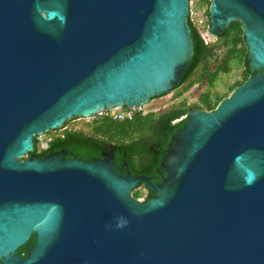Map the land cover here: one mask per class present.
Segmentation results:
<instances>
[{
	"label": "water",
	"instance_id": "water-1",
	"mask_svg": "<svg viewBox=\"0 0 264 264\" xmlns=\"http://www.w3.org/2000/svg\"><path fill=\"white\" fill-rule=\"evenodd\" d=\"M190 1L0 0V264H264V0H210L209 35L239 21L257 73L188 114L160 183L111 154L25 158L68 121L178 87Z\"/></svg>",
	"mask_w": 264,
	"mask_h": 264
},
{
	"label": "trees",
	"instance_id": "trees-1",
	"mask_svg": "<svg viewBox=\"0 0 264 264\" xmlns=\"http://www.w3.org/2000/svg\"><path fill=\"white\" fill-rule=\"evenodd\" d=\"M199 4L207 8L208 15L210 0H199ZM189 26L192 31L194 54L176 90H179L177 96L181 97L191 89L195 83L194 77L201 69L200 77L206 79L207 88L199 95L197 103L189 105L187 100L182 99L169 109L162 110L159 116H156L154 111L138 112L132 118L124 120L114 119L106 114L96 115L85 124L89 128L88 133L83 130L65 128L61 135L50 138L42 148L39 139L35 138L34 151L28 153L25 158H43L49 153L65 150L75 154L79 159L88 160L100 156L102 152L109 150L110 145H114L116 156L126 160L132 174H153L161 160L160 155H154V151L162 153L166 143L170 141L171 136L176 133L192 110L215 109L223 98L257 73L249 70L245 38L239 21L232 22L212 45L205 44L199 30L190 19ZM220 49L224 50V54L219 61L217 50ZM211 59L216 64L213 70L209 67ZM233 67L241 69V78L228 88L229 94L219 95L212 91L216 87L219 76L230 73ZM182 117L185 118L181 119ZM177 120L180 121L176 123ZM160 144L163 145L161 149L158 148ZM132 197L135 200L141 198L147 200L154 198L155 194L145 184H141V187L138 186L132 192ZM34 243L35 237H32L17 250V254L23 258L26 257Z\"/></svg>",
	"mask_w": 264,
	"mask_h": 264
},
{
	"label": "rangeland",
	"instance_id": "rangeland-1",
	"mask_svg": "<svg viewBox=\"0 0 264 264\" xmlns=\"http://www.w3.org/2000/svg\"><path fill=\"white\" fill-rule=\"evenodd\" d=\"M206 12H207V8L205 6H201L199 4V0L190 1L189 19L197 27V29L199 30L203 38L210 40V42H214L213 38L208 37L209 21H208V17H207L208 15ZM217 52L219 54L218 60L220 61L222 55L224 54V50L220 49V50H217ZM209 67L211 70L216 68V64L214 63L213 59L210 60ZM200 75H201V69L197 71L194 77L195 83L193 87H191V89L185 92L181 97L177 96V93L179 91L178 90V91L171 92L167 95L161 96L159 98H155L147 106L144 107V111L158 112L160 110L161 111L167 110L173 104L178 103L182 99L187 100L189 105L197 103L199 95L205 92L207 88L206 79L204 77L201 78ZM240 78H241V69L237 67H233L230 73L221 74L219 76L216 87L212 91H215L219 95H224L229 92L228 88L231 85H233L236 81L240 80ZM112 114H114V112H112ZM88 122H89V119L71 120L66 123L65 128L72 129V130H83L84 132L88 133L89 128L86 127L85 125ZM65 128L51 131L43 135L42 137H39L38 139H39L40 147L41 148L44 147L46 142L50 140V138H52L53 136L61 135ZM142 192H144L143 189H142ZM139 200L144 201L143 198Z\"/></svg>",
	"mask_w": 264,
	"mask_h": 264
},
{
	"label": "flooded vegetation",
	"instance_id": "flooded-vegetation-1",
	"mask_svg": "<svg viewBox=\"0 0 264 264\" xmlns=\"http://www.w3.org/2000/svg\"><path fill=\"white\" fill-rule=\"evenodd\" d=\"M211 37H212V36H211ZM212 38L214 39V42H211L209 45L214 44V43L216 42V40L218 39V38H214V37H212ZM176 88H178V87H176ZM176 88L173 89L172 92L177 91ZM189 90H190V89H189ZM189 90H188V91H189ZM186 92H187V91H186ZM162 96H164V95H162ZM159 97H161V96H159ZM159 97H155V98H159ZM155 98H153V99H155ZM153 99H152V100H153ZM160 112H161V110L158 111V112H156V116H159V115H160ZM184 121H185V120H184ZM183 123H184V122H183ZM183 123H182V125H183ZM182 125H181V126H182ZM181 126L177 129L176 133H177L178 130L181 128ZM176 133L173 134V135L171 136V138H170V141L166 143L164 150L161 151L162 153H158L157 150L154 151V155H156V154L160 155V159H161V160H160L159 166L155 169V172H154L153 174H144V176H147V177L151 178L153 183H160V182L162 181V179H163V176L165 175L164 170H163V168H162V163L164 162V160H165V158H166V155H167L169 149L171 148V139H172L173 136L176 135ZM152 148H153V147H152ZM158 148H160V149L163 148V145L160 144V146H159ZM60 152H63V153L65 154L66 158H76V159H79L75 154L68 153V152H66L65 150H60ZM105 154H111V155H112L111 162H112L113 165H114V169H115L118 173H120V174H127V173H129V172L131 173L130 169H129L128 166H127L126 160H125L124 158H120V157H117V156H116L114 145H110L109 150L106 151V152H102L100 156L92 157V158H89L88 160H83V161H92V160H95V159H105V158H106V157H105ZM80 160H82V159H80ZM131 174H132V173H131ZM133 175H136V174H133ZM139 186L141 187V184H140ZM144 201H146V200H144ZM32 237H35V240H36V236H35V234H33V235L31 236V238H32ZM31 238H30V239H31ZM34 244H35V243H34ZM34 244H33V245H34ZM33 245L30 247V250H31V248L33 247ZM30 250H29V252H30ZM29 252H28V254H29ZM28 254H27V255H28Z\"/></svg>",
	"mask_w": 264,
	"mask_h": 264
},
{
	"label": "built area",
	"instance_id": "built-area-1",
	"mask_svg": "<svg viewBox=\"0 0 264 264\" xmlns=\"http://www.w3.org/2000/svg\"><path fill=\"white\" fill-rule=\"evenodd\" d=\"M208 37L212 38L210 35H208ZM203 40H204L205 44H207V45H209L211 43L210 40H207L205 38H203ZM144 107L145 106L134 107V108L119 107V108H116L113 110L104 111L98 115L106 114V115L113 117L114 119H119V120L130 119V118H132V116L135 113H138V112L148 113V112L144 111ZM112 112H114V114H112ZM183 118H185V117H182L181 119H183ZM180 120H177L175 122L177 123Z\"/></svg>",
	"mask_w": 264,
	"mask_h": 264
}]
</instances>
